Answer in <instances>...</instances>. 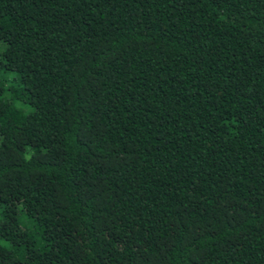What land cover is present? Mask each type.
<instances>
[{
    "label": "trees",
    "instance_id": "1",
    "mask_svg": "<svg viewBox=\"0 0 264 264\" xmlns=\"http://www.w3.org/2000/svg\"><path fill=\"white\" fill-rule=\"evenodd\" d=\"M0 264H264V0H0Z\"/></svg>",
    "mask_w": 264,
    "mask_h": 264
}]
</instances>
